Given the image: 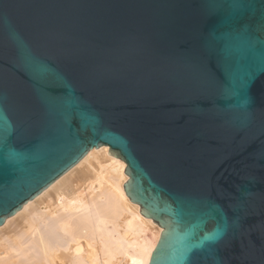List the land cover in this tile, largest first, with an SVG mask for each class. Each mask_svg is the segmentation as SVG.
<instances>
[{
  "label": "water",
  "instance_id": "95a60500",
  "mask_svg": "<svg viewBox=\"0 0 264 264\" xmlns=\"http://www.w3.org/2000/svg\"><path fill=\"white\" fill-rule=\"evenodd\" d=\"M101 147L148 264H264V0H0V227Z\"/></svg>",
  "mask_w": 264,
  "mask_h": 264
},
{
  "label": "bare ground",
  "instance_id": "6f19581e",
  "mask_svg": "<svg viewBox=\"0 0 264 264\" xmlns=\"http://www.w3.org/2000/svg\"><path fill=\"white\" fill-rule=\"evenodd\" d=\"M125 168L90 150L0 227V264H148L162 230L126 197Z\"/></svg>",
  "mask_w": 264,
  "mask_h": 264
}]
</instances>
